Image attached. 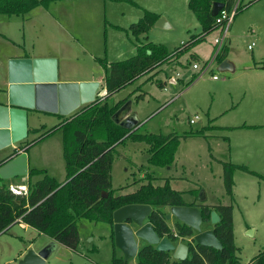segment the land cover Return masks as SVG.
I'll return each mask as SVG.
<instances>
[{
    "label": "rangeland",
    "instance_id": "374dc122",
    "mask_svg": "<svg viewBox=\"0 0 264 264\" xmlns=\"http://www.w3.org/2000/svg\"><path fill=\"white\" fill-rule=\"evenodd\" d=\"M187 1L48 0L45 7L39 6L23 21L13 19L8 24L1 19L0 59L22 52L33 57L50 55L57 57L59 78L87 79L103 73L98 59L106 63L128 59L135 54L138 43L160 44L170 52L190 36H198L200 27L187 8ZM235 4L237 10L227 27L209 32L181 56L168 58L107 99V105L112 106L129 96L125 104L128 103V113L136 116L135 133L180 137L173 162L167 167L149 165L148 146L125 139L114 147L110 182L114 194L122 195L147 181L161 186L167 180L172 190L183 193L186 204L201 199L205 204L231 205L233 243L239 250V264H247L264 250V0H234L232 8ZM143 12L162 18L167 26L152 25L136 40L128 26L136 23ZM223 32L224 59L232 70L218 71L217 59L202 73L191 69L192 64L200 68L209 63L213 40ZM148 77L151 79L146 82ZM157 81L165 86H157ZM0 102L4 103L1 96ZM194 114L198 119L188 124ZM53 123L56 120L46 117L29 121L28 127L35 132H29L18 145L33 141L29 152L57 146L58 157L52 154L44 163L52 178L61 182V133L56 130L41 138ZM224 162L244 166L258 175L233 170L232 200L222 185L220 163ZM22 177L12 182H25ZM35 180L36 177L31 178ZM156 209L164 218L168 214L166 207ZM165 221L172 226L171 220ZM75 228L76 248L71 250L56 243L44 264H110L112 253L121 258L107 224L79 218ZM46 240L33 229L23 232L21 226L12 225L0 234V264L11 259L23 244L31 243L32 249H41ZM126 264L134 261L129 259Z\"/></svg>",
    "mask_w": 264,
    "mask_h": 264
},
{
    "label": "trees",
    "instance_id": "16d2710c",
    "mask_svg": "<svg viewBox=\"0 0 264 264\" xmlns=\"http://www.w3.org/2000/svg\"><path fill=\"white\" fill-rule=\"evenodd\" d=\"M48 0H0V15L23 16L31 10L42 6ZM129 1V0H127ZM234 0H188L187 8L199 24L200 34L190 36L180 46L168 51L163 45L144 43L135 45V54L125 60L106 63L98 59L103 75L105 94L80 107L68 117H62L56 126L41 135L45 137L52 132H61V151L64 163V179L55 181L46 175L44 170L27 171V178L41 175L33 183H26L25 194L15 195L4 180L0 179V234L5 233L18 222L32 228L39 234L51 239L68 249L74 250L78 243L75 221L79 218L107 224L111 229L112 213L126 205H147L151 212L147 222L159 238L169 241L188 239L187 256L182 261L172 260L169 253L156 251L153 246L144 245L137 251L135 264H239L238 248L233 243L231 224V205H200L202 222L209 221L210 211H214L219 221L212 227V232L220 244L219 249L194 244L191 239L192 230L177 222L172 232L164 221V214L157 207H179L186 204L179 191L172 190L168 181L161 186H153L150 181L140 185L135 191L115 195L111 189V163L114 147L125 139L141 142L148 146L147 163L153 166H170L174 159L179 136L135 133L138 124L131 128L119 126L111 120L127 101L123 98L112 106L107 105V99L120 89L131 84L136 79L145 76L159 67L172 56L179 57L196 45L209 32L216 30L213 25L215 17L210 14L211 4H223L224 10H229ZM158 16L143 12L136 23L128 26V32L137 40L145 34ZM226 50L217 55V63L225 58ZM194 59V56H190ZM195 60V59H194ZM148 77L145 81H150ZM161 86L160 82H156ZM139 96H136L138 99ZM35 130H27V133ZM197 134V133H195ZM186 137L183 135L182 138ZM33 141H31L32 143ZM28 142L24 144L26 146ZM222 169V185L225 195L232 200V171L240 170L250 175L258 176L244 166L220 163ZM194 191H190L192 193ZM105 195V196H103ZM110 264H126L122 258H116L112 253ZM247 264H264V250L253 257Z\"/></svg>",
    "mask_w": 264,
    "mask_h": 264
},
{
    "label": "water",
    "instance_id": "95a60500",
    "mask_svg": "<svg viewBox=\"0 0 264 264\" xmlns=\"http://www.w3.org/2000/svg\"><path fill=\"white\" fill-rule=\"evenodd\" d=\"M223 8L222 3L213 2L210 14L215 17ZM156 28H165L162 18L153 23ZM56 60L54 58H13L6 62V88L4 103L0 104V150L23 141L27 136V114L40 111L66 117L80 107L100 97L96 93L98 84L64 83L56 81ZM218 71H231L232 66L223 59L217 64ZM122 108L111 116V120L125 128L134 125L132 119L120 116ZM27 174L25 153L21 151L0 166V179L10 180ZM105 196V195H103ZM199 201L201 199H198ZM147 205H126L116 209L111 216L113 246L123 261L133 259L137 254L136 241L153 246L156 251L171 253V258L182 261L187 256V245H173L167 238H159L151 229ZM173 218L177 223L189 227L194 244L219 249L220 244L212 230L201 231L200 208L195 205L168 207L164 221ZM219 221L214 211L209 213V223ZM48 246L34 252L28 250L16 264H43Z\"/></svg>",
    "mask_w": 264,
    "mask_h": 264
},
{
    "label": "crops",
    "instance_id": "0c3cea01",
    "mask_svg": "<svg viewBox=\"0 0 264 264\" xmlns=\"http://www.w3.org/2000/svg\"><path fill=\"white\" fill-rule=\"evenodd\" d=\"M35 9H33V10H35ZM33 10H31L28 13H31ZM28 13L23 15V16H5V18H3V16L1 15L0 16V21H1V19H3L5 21V23H8V24L11 23V21L13 19H20V20L23 21V19L26 17V15H28ZM165 25L167 26L166 23H165ZM52 57H54V56H52ZM52 57L50 55H45V56H41V57H33V56H31V55H29V54H27L25 52H22V53H20L18 55L17 54L9 55L7 57H3V59H0V72H1V75H0V96H1V99H3V102H4L3 94H4V90L6 88V82H5L6 62H7L8 59H13V58H52ZM54 59L56 60V68H57L56 69L57 70L56 81L57 82H64V83H72V82H75V83H92V82H96L98 84L96 93L99 94L100 97H102L105 94L104 84H103L104 72L100 73L99 75L96 73V75H94V76L92 75L91 77H88L87 79H82V80H76L75 79V81L74 80L72 81V80H69V79H66V78L65 79H61V78H59L60 72H59V63H58L57 57H54ZM93 60L96 61V59H94V58H93ZM160 84H161V86H160L161 88L163 86H165L164 82H161ZM0 104H2V102H0ZM121 108H122V110H121L120 116H121L122 119L129 118V119H132V121L134 122V125L138 124L136 116L133 113H128V111H127L129 109L128 103L124 104ZM45 117L56 120L57 123H53L54 125H52V127L56 126L58 124V122H59L58 120L60 119L59 115H57V114H51V113L40 112V111H30L27 114V130L28 129H30V130L33 129V128L31 129V128L28 127V122L29 121H31V120L33 121V119H39V118H45ZM27 136H28V133H27ZM33 147H34V143H31V141H30V142H28V144L26 146H24V145L20 146L17 143V144H14L12 146H9V147L1 149L0 150V166L3 163H5L7 160H9L11 157H13L16 154H18L21 151H23L25 153V157H26L27 171L30 170V169H33V170H44L46 175L52 178V176L50 175V172L48 170V167H47V165H45L44 161H45V159L49 160V158H50V156H52V154H55L54 156L58 157V155L56 153H59V150H58L59 148L57 146H55V145H52L51 148L46 146V147L40 148L39 150H35V151L33 150V151L29 152L31 149H33ZM60 152H61L60 157H62L61 148H60ZM49 162H51V161H49ZM56 163H58V160H56ZM33 177H36V180H37V179H39L41 177V175L32 176L31 178H33ZM22 178L24 179L23 181H25V182L26 181H28L30 183L34 182V181H31V178H29V179L27 178V174L25 176H23ZM14 179L15 178L10 179V180H4L3 183L7 187H10V186L11 187H16V186H25L26 187L25 182H22V181L13 183L12 181ZM193 205H195L197 207H199L200 205L215 206V205L205 204L202 201H199V202H195L194 201ZM166 213H168V207H166ZM169 220H171V222H172V224H171L172 226L171 227L168 226L166 221H165V223L167 224L168 228L172 232H174L173 225H174V223L176 221L173 218H170ZM14 225L21 226L23 232L26 231L27 229H32V228H30V227H28V226H26V225H24V224H22L20 222H18L17 224H14ZM200 227H201V231H205V230H212L213 226L209 223V221H206V222H202ZM39 235H41V234H39ZM232 235H233V233H232ZM45 238L47 239L46 240L47 243L42 248H45L46 246H48V249H49V252L45 256V260H46L48 255L50 254V252H52V250L56 247L57 244L54 243L51 239H49L47 237H45ZM187 242H188V239H180V238H178L176 241H173L172 243L175 246V245L180 244V243L186 244ZM136 245H137V249H139L140 246L141 245H145V243L140 241V240H137L136 241ZM27 250H33L34 252H37L40 249H38V248L37 249H32L31 243L23 244L22 246H20L15 251V254L12 255L11 259H8L7 261H5V264H16L24 256V254L27 252ZM169 255L171 257V253H169ZM131 261H134V264H135V258L131 259Z\"/></svg>",
    "mask_w": 264,
    "mask_h": 264
},
{
    "label": "built area",
    "instance_id": "2783aa9c",
    "mask_svg": "<svg viewBox=\"0 0 264 264\" xmlns=\"http://www.w3.org/2000/svg\"><path fill=\"white\" fill-rule=\"evenodd\" d=\"M235 6H236V4L233 6V8L231 7L229 10H224L222 8L216 14L215 19L213 21V25L216 26L217 29L223 28L224 26L227 27L230 24L231 20L233 19L234 15H235L236 10H237V8H235ZM224 35H225V32L222 33L220 38H218V39L215 38L213 40V44H212L213 56L210 59L209 63L203 64V66H201L200 68L197 64H192L191 69L197 70L199 73H202L206 70L207 66L212 62L213 59H216L217 55L222 50L223 43H224ZM247 49L249 50L250 46H247ZM177 76L178 75H176V77ZM212 79L215 80L216 77L212 76ZM197 119H198V116L196 114H194L190 119H188V124H193ZM8 188L15 195L25 194V192H26L25 186H16V187L10 186Z\"/></svg>",
    "mask_w": 264,
    "mask_h": 264
},
{
    "label": "flooded vegetation",
    "instance_id": "af4514ba",
    "mask_svg": "<svg viewBox=\"0 0 264 264\" xmlns=\"http://www.w3.org/2000/svg\"><path fill=\"white\" fill-rule=\"evenodd\" d=\"M145 222H147V220ZM173 229H174V227H173ZM188 242H189V240H188Z\"/></svg>",
    "mask_w": 264,
    "mask_h": 264
}]
</instances>
